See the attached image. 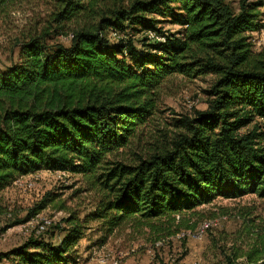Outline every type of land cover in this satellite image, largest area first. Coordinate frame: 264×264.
<instances>
[{
	"label": "trees",
	"instance_id": "1",
	"mask_svg": "<svg viewBox=\"0 0 264 264\" xmlns=\"http://www.w3.org/2000/svg\"><path fill=\"white\" fill-rule=\"evenodd\" d=\"M262 5L54 0L52 20L70 45L48 44L45 27L22 43L17 63L0 71V218L14 217L2 192L41 170L82 176L95 207L84 217L69 211L65 226H57L64 233L58 244L31 237L0 253V262L13 256L17 264L76 263L91 222L102 244L132 229L147 230L155 245L195 230L200 207L217 198L264 199V47L256 51L250 35L264 29ZM164 21L181 29L165 30ZM140 33L137 45L132 36ZM173 75H212L210 100L207 109L174 118L171 135L159 129L157 136L147 128ZM57 198L46 194L0 234ZM217 249L212 264H264V226H244Z\"/></svg>",
	"mask_w": 264,
	"mask_h": 264
},
{
	"label": "rangeland",
	"instance_id": "2",
	"mask_svg": "<svg viewBox=\"0 0 264 264\" xmlns=\"http://www.w3.org/2000/svg\"><path fill=\"white\" fill-rule=\"evenodd\" d=\"M225 1L238 9L240 0ZM256 1L259 0H248ZM262 2L259 10L264 21V0ZM54 10V0H6L5 3H0V71H5L7 67L17 63L22 43L30 35L43 33L45 27L51 28L48 30V44L70 45V38L61 35L56 29L57 22L52 20ZM161 26L171 32L181 29V26L170 21H164ZM142 35L144 34L140 33L132 38L137 41ZM250 35L256 51L264 47V29ZM111 36L112 40L116 41L115 37L118 36L112 33ZM136 44L139 45L138 41ZM213 78L212 75L196 78L184 75L169 77L161 87L159 112L147 128L148 131L158 136L160 134L158 130L163 129L171 135L174 130L172 124L174 118L207 109L210 100L208 91ZM22 180H31L33 187L13 183L1 194L3 204L8 206L14 217L9 219L2 216L0 229L13 221L26 218L28 212L50 192L58 195V198L41 213L51 218L53 225L43 233H38L36 222L30 221L8 228L0 234V253L20 246L31 237H39L56 245L64 234L57 226H65L62 220L68 216L69 211H77L84 217L94 210V193L86 189V182L80 175L41 170L23 176ZM62 204L65 205V209L60 208ZM200 209L203 215L201 221L214 220L213 226L203 236H173L167 238L163 245H154L151 241L153 237L147 230L136 232L127 229L111 235L105 244L113 253L123 252L124 263L130 260V264H212L217 260V256H220L217 249L219 244L230 243L244 226H264V199L257 194H248L238 199L220 197ZM223 216L227 219H223ZM89 226L86 236L79 242L77 261L72 264H82L96 259L97 251L103 246L102 233L97 229V223L91 222ZM18 261V258L11 256L3 259L0 264H17Z\"/></svg>",
	"mask_w": 264,
	"mask_h": 264
},
{
	"label": "built area",
	"instance_id": "3",
	"mask_svg": "<svg viewBox=\"0 0 264 264\" xmlns=\"http://www.w3.org/2000/svg\"><path fill=\"white\" fill-rule=\"evenodd\" d=\"M112 34H116L113 32ZM148 35L151 38H159L155 32L149 31ZM72 35H70L71 37ZM66 172V171H63ZM16 185L19 186H27L29 188L33 187V182L31 180H22V177L16 179L14 182ZM223 219H227L226 216L222 217ZM30 222H36V230L38 233L47 232L50 227L53 225V220L46 215H43L41 212L36 214ZM214 220L213 219H204L198 225L195 230H183L177 234L178 237H184L188 235L193 236H203L205 232H207L211 226H213ZM155 245H163L162 241L156 242ZM107 244H103L101 250H98L96 260L98 264H123L125 259V254L123 252H116L113 253L112 251L107 249ZM108 250V251H107Z\"/></svg>",
	"mask_w": 264,
	"mask_h": 264
},
{
	"label": "crops",
	"instance_id": "4",
	"mask_svg": "<svg viewBox=\"0 0 264 264\" xmlns=\"http://www.w3.org/2000/svg\"><path fill=\"white\" fill-rule=\"evenodd\" d=\"M82 264H98V262H97L96 259H93L91 261H88V262H85V263H82ZM124 264H130V260L126 261Z\"/></svg>",
	"mask_w": 264,
	"mask_h": 264
}]
</instances>
